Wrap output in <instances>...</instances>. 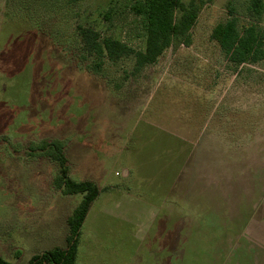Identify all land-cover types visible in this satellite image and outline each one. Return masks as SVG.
<instances>
[{"label":"rangeland","instance_id":"374dc122","mask_svg":"<svg viewBox=\"0 0 264 264\" xmlns=\"http://www.w3.org/2000/svg\"><path fill=\"white\" fill-rule=\"evenodd\" d=\"M138 1L0 0V256L67 246L83 195L54 185L39 146L58 140L70 177L104 190L76 264H264V60L232 65L211 39L233 16L264 29V9L198 0L190 45L99 65L79 28L143 51Z\"/></svg>","mask_w":264,"mask_h":264},{"label":"trees","instance_id":"16d2710c","mask_svg":"<svg viewBox=\"0 0 264 264\" xmlns=\"http://www.w3.org/2000/svg\"><path fill=\"white\" fill-rule=\"evenodd\" d=\"M86 1V0H73ZM202 3L198 0H143L133 10L143 19L146 31L145 50H135L128 44L113 38L102 39L92 28L80 27L79 36L84 50L99 61L106 58L118 61L135 57V69L141 71L156 63L176 39L191 44V31L197 23ZM263 0H250L248 13L253 20L261 17ZM211 39L221 48L226 61L235 66L255 64L264 60V29L253 22H244L231 17L218 24L212 31ZM41 154L58 164L59 174L54 181L63 195L82 194L83 199L68 218L69 234L67 246L34 256L28 264H76L82 227L93 202L99 197L98 185L89 180L75 181L70 177V168L65 146L61 141H44L39 146ZM0 264H13L0 256Z\"/></svg>","mask_w":264,"mask_h":264},{"label":"crops","instance_id":"0c3cea01","mask_svg":"<svg viewBox=\"0 0 264 264\" xmlns=\"http://www.w3.org/2000/svg\"><path fill=\"white\" fill-rule=\"evenodd\" d=\"M99 189H100V195H101V194L104 192V190L101 189V188H99ZM105 189H106V190L109 189L108 192H110L111 190H113V186L109 187L108 189H107V188H105ZM61 195H63V194H61ZM100 195H99V197H100ZM63 196H64V195H63ZM99 197H98V198H99ZM98 198H97V199H98ZM97 199H96V200H97ZM96 200H95V201H96ZM95 201L93 202V204L95 203ZM93 204H92V206H93ZM92 206H91V208H92ZM91 208H90V210H91ZM75 209H76V208H75ZM166 211H168V210H166ZM89 213H90V211H89ZM89 213H88V214H89ZM71 215H72V214H71ZM71 215H70V216H71ZM70 216H69V217H70ZM69 217H68V218H69ZM87 217H88V216H87ZM86 219H87V218H86ZM85 221H86V220H85ZM84 223H85V222H84ZM83 225H84V224H83ZM82 228H83V227H82ZM81 236H82V235H81ZM3 258H4V257H3Z\"/></svg>","mask_w":264,"mask_h":264}]
</instances>
